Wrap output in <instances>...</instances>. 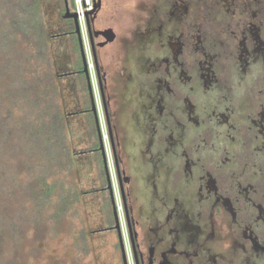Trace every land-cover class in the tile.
I'll list each match as a JSON object with an SVG mask.
<instances>
[{
    "label": "flooded vegetation",
    "instance_id": "obj_1",
    "mask_svg": "<svg viewBox=\"0 0 264 264\" xmlns=\"http://www.w3.org/2000/svg\"><path fill=\"white\" fill-rule=\"evenodd\" d=\"M93 1L88 51L122 200L119 227L114 210L103 228L118 238L117 264H264V0H128L134 10L105 15L116 0ZM116 31L136 43L121 92L105 62L128 44ZM116 91L132 107L142 177L118 151ZM102 189L112 195L107 170Z\"/></svg>",
    "mask_w": 264,
    "mask_h": 264
},
{
    "label": "rangeland",
    "instance_id": "obj_2",
    "mask_svg": "<svg viewBox=\"0 0 264 264\" xmlns=\"http://www.w3.org/2000/svg\"><path fill=\"white\" fill-rule=\"evenodd\" d=\"M127 2L116 0L103 14L109 7L134 10V3ZM62 7L65 12V0H0V264H117L120 258L115 232L103 229L115 214L111 193L102 189L103 153L92 151L100 147L101 135L121 214L103 99L87 51V31L81 29L93 69L95 115L89 110L88 79L76 72L83 67L79 37L69 32L75 25L62 16ZM116 32L128 44L116 42L105 62L112 70V87L121 92L126 90L123 65L137 67L136 43L133 31ZM115 94L108 111L121 138L118 151L128 173L142 177L146 170L135 169L129 156L140 137L132 107L122 108L124 100ZM57 115L63 136L49 144L43 133L55 128L51 119ZM45 182L54 188L47 195Z\"/></svg>",
    "mask_w": 264,
    "mask_h": 264
},
{
    "label": "water",
    "instance_id": "obj_3",
    "mask_svg": "<svg viewBox=\"0 0 264 264\" xmlns=\"http://www.w3.org/2000/svg\"><path fill=\"white\" fill-rule=\"evenodd\" d=\"M98 7H99V4L95 3V9L92 10V11L87 12V14H86L87 21H88V23L90 25V27H89V36H91V41H93V38H92L93 30H92V24L91 23L94 22V18L90 19V16L93 13L97 12V10L99 9ZM64 18H70L74 22V25H75L74 32L78 35L79 41H80V46H81L80 49H81V54H82V59H83V62H82L83 63V72L86 74V77L88 79L89 91L91 92V97H92V101H93L92 110L94 111L95 115H97L96 103H95V99H94V92H93V86H92L91 71H90V69L88 67V58H87V53H86V50H85V45H84L83 35H82V31H81V26H80L78 14H77V12L72 10V7H71V4H70L69 0H65ZM97 32H101L102 34H107L106 42H111L115 38L114 31H97ZM94 46H95V44H94ZM94 53H95V50H94ZM98 73H99V70H98ZM96 117H98V116H96ZM97 122H98V118H97ZM98 131H99V134H100L99 126H98ZM100 140H101L100 149L103 152V157H104V162H105V169L107 170V173H108V176H109V187L112 190V197H113L114 209H115V213H116L117 226L119 227V216H118L117 208H116L115 202H114L112 179H111V175H110L108 159H107L106 152H105V145L103 143L101 135H100Z\"/></svg>",
    "mask_w": 264,
    "mask_h": 264
},
{
    "label": "built area",
    "instance_id": "obj_4",
    "mask_svg": "<svg viewBox=\"0 0 264 264\" xmlns=\"http://www.w3.org/2000/svg\"><path fill=\"white\" fill-rule=\"evenodd\" d=\"M72 7H73L72 10L77 12L78 14V18H79L82 31H87L86 14L87 12L92 11L94 9V1L93 0H73ZM88 54L90 55L89 51H88ZM90 66H92V63H90Z\"/></svg>",
    "mask_w": 264,
    "mask_h": 264
},
{
    "label": "trees",
    "instance_id": "obj_5",
    "mask_svg": "<svg viewBox=\"0 0 264 264\" xmlns=\"http://www.w3.org/2000/svg\"><path fill=\"white\" fill-rule=\"evenodd\" d=\"M73 27L72 28H70V31L69 32H71V33H73ZM83 67H81V69H82ZM81 72H83V71H81ZM58 116V115H57ZM55 116V118H53V119H51V121H52V123L53 124H55V128L53 129V130H50L49 131V133L47 134V135H45V133H43L44 134V138L46 139V141L49 143V144H51V142L53 141V140H55V141H57V140H59V138H60V136H61V138H62V134L60 135V133H61V129L60 128H58V124L57 123H61V121H62V116ZM49 126V125H48ZM48 130V129H47ZM62 133H63V131H62ZM53 143V142H52ZM45 185H43V187H45L43 190L45 191V193H46V195L47 194H50L51 192H53V190H54V188H53V185H50V184H47L46 182L44 183Z\"/></svg>",
    "mask_w": 264,
    "mask_h": 264
},
{
    "label": "crops",
    "instance_id": "obj_6",
    "mask_svg": "<svg viewBox=\"0 0 264 264\" xmlns=\"http://www.w3.org/2000/svg\"><path fill=\"white\" fill-rule=\"evenodd\" d=\"M102 16V15H101ZM102 18V17H101Z\"/></svg>",
    "mask_w": 264,
    "mask_h": 264
}]
</instances>
